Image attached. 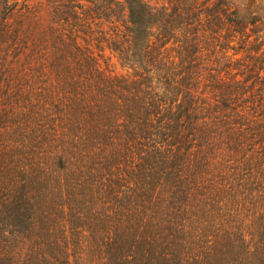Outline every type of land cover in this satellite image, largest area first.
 <instances>
[{
	"label": "trees",
	"instance_id": "obj_1",
	"mask_svg": "<svg viewBox=\"0 0 264 264\" xmlns=\"http://www.w3.org/2000/svg\"><path fill=\"white\" fill-rule=\"evenodd\" d=\"M50 8L57 54L0 67V264H264V0Z\"/></svg>",
	"mask_w": 264,
	"mask_h": 264
},
{
	"label": "rangeland",
	"instance_id": "obj_2",
	"mask_svg": "<svg viewBox=\"0 0 264 264\" xmlns=\"http://www.w3.org/2000/svg\"><path fill=\"white\" fill-rule=\"evenodd\" d=\"M19 3L22 5V10L25 14V16H18V20H24L23 26L20 27L18 37L15 39H10L8 42L3 43L0 46V57L3 54L7 55L6 60H0V67L4 65V67L13 66L15 62L16 54L19 55V62L17 64L22 65V61L24 59L25 54L29 53L30 51H39L42 53H49L51 55L57 54L55 52L59 51V44H58V35L60 32L58 29H56V25H53L51 22V8L50 5H52V2L55 0H18ZM16 18V19H17ZM208 30H207V38L210 39L212 42H215L214 39L217 36L216 33H214V30L216 26L213 22L208 24ZM214 46V45H213ZM59 48V49H58ZM213 50V47H209V49L206 51L207 54H210V51ZM106 53H109V51L106 49ZM214 57H209L205 60L204 63L208 65V67H211L212 65L215 67L217 64L214 62ZM214 62V63H212ZM210 70H207L206 76L203 78L204 81L206 77L209 78L207 75ZM212 72H215L214 70H211ZM0 72H3L5 74V69H0ZM6 75V74H5ZM4 75L0 73V81L4 79ZM217 97V94L214 95V97ZM230 164L225 167V169H233ZM207 177L213 178L217 181V163L212 164L208 168ZM217 201V197L215 198ZM217 204V202H216ZM217 218V214L214 215V219ZM213 217L209 216V219L207 223L203 226V228H209L211 225H215V220ZM206 230V231H207ZM100 239H103L102 237H96L95 238H88L87 240H90V244L94 243L96 240L99 241ZM206 239H210L207 237ZM82 241L83 239L77 238V241ZM86 239H84L85 241ZM73 241H75V238H73ZM77 255H82V259H79L80 256H74L72 257V263L73 264H80L81 262L83 264H96L98 254L91 255L90 258L86 255H83L81 253H77Z\"/></svg>",
	"mask_w": 264,
	"mask_h": 264
}]
</instances>
